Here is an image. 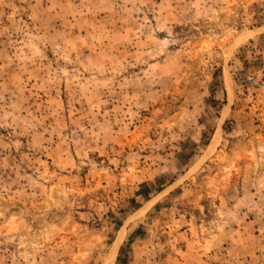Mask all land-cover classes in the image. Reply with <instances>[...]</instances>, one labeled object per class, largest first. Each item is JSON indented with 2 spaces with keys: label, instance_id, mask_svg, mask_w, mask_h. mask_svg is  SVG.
<instances>
[{
  "label": "rangeland",
  "instance_id": "1",
  "mask_svg": "<svg viewBox=\"0 0 264 264\" xmlns=\"http://www.w3.org/2000/svg\"><path fill=\"white\" fill-rule=\"evenodd\" d=\"M0 264H264V0H0Z\"/></svg>",
  "mask_w": 264,
  "mask_h": 264
}]
</instances>
